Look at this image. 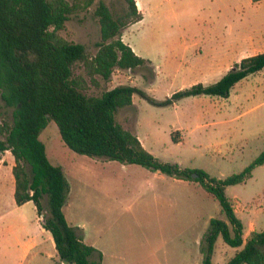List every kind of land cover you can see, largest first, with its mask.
<instances>
[{"label": "rangeland", "instance_id": "374dc122", "mask_svg": "<svg viewBox=\"0 0 264 264\" xmlns=\"http://www.w3.org/2000/svg\"><path fill=\"white\" fill-rule=\"evenodd\" d=\"M103 1L115 17L124 16V0ZM97 5L98 1L87 13L74 15L60 33L68 41L84 45L92 57L101 41ZM162 11L161 20L149 17L123 32L122 40L151 64L136 72L117 70L107 83L99 80L93 84L87 78V95L100 96L118 86L132 85L157 101H165L192 85L215 84L242 59L264 52V1L173 0L163 2ZM74 73L85 76L82 64L74 66ZM235 86L227 99L190 97L173 107H156L135 95L133 105L117 113V121L139 136L147 151L161 162L200 169L224 180L243 172L264 151V70ZM0 116L13 121V111L5 108L1 99ZM41 140L52 162L63 166L70 183L69 219L83 226L88 239L105 249L107 264L113 262V241L117 239L147 257L145 264H158L155 258L168 255L174 264L176 228L160 227L158 208L166 207L167 202L160 194L165 189L153 179L156 173L138 165L113 164L73 153L53 121ZM4 155L12 157L9 152ZM113 168L122 170L115 178ZM192 192L198 193L192 201L198 204L201 216L227 221L219 202L201 186ZM226 195L245 226L254 219L261 232L264 165L258 166L246 183L227 188ZM117 200L122 208L113 216L112 204ZM11 202L14 197L6 183H0V216L2 210H9ZM43 203L46 207V197ZM21 214L31 222L38 218L33 204L24 207ZM119 218L121 221L116 222ZM18 235L3 236L0 232V262L18 264ZM235 251L220 238L213 264H223ZM52 263L49 259L46 264Z\"/></svg>", "mask_w": 264, "mask_h": 264}, {"label": "trees", "instance_id": "16d2710c", "mask_svg": "<svg viewBox=\"0 0 264 264\" xmlns=\"http://www.w3.org/2000/svg\"><path fill=\"white\" fill-rule=\"evenodd\" d=\"M97 1L95 16L101 41L92 57L84 45L70 42L60 33L74 15L87 13ZM124 2V16L115 17L103 0H0V99L13 111V121L0 116V154L11 152L15 161V203L32 202L44 216L43 227L52 235L59 256L57 264H103L101 252L85 243L79 229L66 219L70 183L64 169L52 163L41 140L53 121L63 143L77 155L138 165L195 182L214 197L227 221L211 220L201 245L202 264H213L219 238L237 250L227 264H264V230L252 232L245 242L244 224L226 195L227 188L246 183L253 171L264 165V151L243 172L219 180L200 169L161 162L117 121V113L131 107L135 95L156 107H173L198 96L227 99L235 85L264 70V53L242 59L215 84L192 85L165 101H157L132 85L89 96L87 78L93 84L99 80L107 83L117 70L136 72L148 64L122 40L123 31L143 19L135 0ZM79 63L85 76L74 73Z\"/></svg>", "mask_w": 264, "mask_h": 264}, {"label": "crops", "instance_id": "0c3cea01", "mask_svg": "<svg viewBox=\"0 0 264 264\" xmlns=\"http://www.w3.org/2000/svg\"><path fill=\"white\" fill-rule=\"evenodd\" d=\"M135 1L138 10L141 12L143 16V19L140 22H136L134 24L129 25L123 31L124 34L132 26L138 23L145 22L149 17H153L155 19L161 20L162 18L161 13L163 12L162 11L163 2L166 3L173 2V0H135ZM132 49L134 53H136L135 49L134 48ZM147 61L149 64H151L149 60ZM137 137L140 139L139 136ZM140 141L142 143L141 145H143L144 144L143 141L141 139ZM143 146L146 149L145 145ZM9 153L12 155L11 152ZM1 157L2 158H0V183L1 184L6 183L9 189V194L14 197L16 186H15V178L13 176L12 171L15 165V161L13 156L11 158H8L4 154H1ZM114 162L115 161H113V164ZM61 167L63 168V166ZM119 172H122V170L119 168H113L114 178L117 177L116 173ZM148 178L149 177H147V179ZM153 179L154 181H160L161 187L165 189V191H162L160 189L159 190H160L161 198L167 202L166 207L158 208L160 227H163L165 229L171 226H175L176 228L173 236L174 240L172 241V246L175 249L174 252H176V256L174 258V264H202L203 254L201 253V244L204 238L203 236H205V234L207 233L208 228L210 226V222L212 219H214V217L201 216L199 214V207H197L198 204L192 201V196L195 197V199L193 198V200L196 201L197 198L196 195L198 194L196 192L193 193L192 190L197 191L200 185L195 182L178 180L166 176L164 174H161L159 172L154 174ZM29 204L34 205V203L32 202H28L23 206H18L15 203V198H14V202H11L9 210L1 211L0 232L2 233L3 236L13 233H15V235L19 234L18 236H16L19 239L17 241V247L19 250V258H18L19 262L17 261L18 264H23L24 262L32 263V264H46L49 259L53 260L52 264H57L59 262V256L55 248L53 237L50 234V232L44 229L43 221L40 220L41 215L38 214L36 206L34 205L36 213L38 214V218L35 219L36 221L31 222L29 220L24 219L21 216L22 209ZM67 205L64 208V213L68 223L71 226L79 229L78 235L82 237L85 243L95 247L99 252H101L103 256L102 262L103 264H107L108 259L105 249L99 247L97 243L91 242L88 239L86 229L83 226L78 225L69 219L68 213L66 212ZM112 205H113V216H114L118 213V211L121 210L122 207H121V203L118 202V200L115 201V203ZM126 210L128 211V208ZM118 221H121L120 218L116 220V222ZM124 222L125 221H123V224ZM244 227H245V235L243 238L246 242L248 237H250L251 233L258 232V229L255 227L254 219L250 220L248 227L245 226V224ZM263 230H264V225L261 227V231ZM166 244L167 243H165L164 245L166 246ZM192 246L194 247L193 250L191 249ZM232 257L227 259L223 264H227V262ZM155 259L158 262V264H170L171 262H173L170 255H168V257L164 256L159 259L158 258ZM146 260L147 257L144 258L142 254L140 255L139 253H136L133 250H131L130 243L121 242L118 239L113 241V262L111 264H145L147 263ZM0 264H4V263L0 262Z\"/></svg>", "mask_w": 264, "mask_h": 264}, {"label": "built area", "instance_id": "2783aa9c", "mask_svg": "<svg viewBox=\"0 0 264 264\" xmlns=\"http://www.w3.org/2000/svg\"><path fill=\"white\" fill-rule=\"evenodd\" d=\"M40 220L44 221V216L43 215L40 216ZM61 264H65V263H61Z\"/></svg>", "mask_w": 264, "mask_h": 264}, {"label": "water", "instance_id": "95a60500", "mask_svg": "<svg viewBox=\"0 0 264 264\" xmlns=\"http://www.w3.org/2000/svg\"><path fill=\"white\" fill-rule=\"evenodd\" d=\"M193 177H194V178H197V176H196V175H193Z\"/></svg>", "mask_w": 264, "mask_h": 264}]
</instances>
